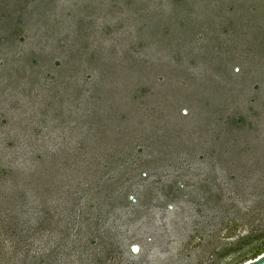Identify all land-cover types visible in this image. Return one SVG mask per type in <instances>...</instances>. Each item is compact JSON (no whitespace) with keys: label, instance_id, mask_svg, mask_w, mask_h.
<instances>
[{"label":"rangeland","instance_id":"1","mask_svg":"<svg viewBox=\"0 0 264 264\" xmlns=\"http://www.w3.org/2000/svg\"><path fill=\"white\" fill-rule=\"evenodd\" d=\"M263 253L264 0H0V264Z\"/></svg>","mask_w":264,"mask_h":264},{"label":"water","instance_id":"2","mask_svg":"<svg viewBox=\"0 0 264 264\" xmlns=\"http://www.w3.org/2000/svg\"><path fill=\"white\" fill-rule=\"evenodd\" d=\"M138 249H139V247L137 245L131 246V250L133 252H137ZM241 264H264V253L262 255L258 256L257 258L253 259V260H249V261L241 263Z\"/></svg>","mask_w":264,"mask_h":264},{"label":"trees","instance_id":"3","mask_svg":"<svg viewBox=\"0 0 264 264\" xmlns=\"http://www.w3.org/2000/svg\"><path fill=\"white\" fill-rule=\"evenodd\" d=\"M53 254H54V253H53V250H51L49 253H47V254H45V255L37 256V257H35V258H38V257H39V260L42 261L43 258H44V259H47V258H49V257H51V256L53 257ZM51 260H52V259H51ZM53 262H54V261L52 260L49 264H53ZM7 264H8V263H7Z\"/></svg>","mask_w":264,"mask_h":264}]
</instances>
